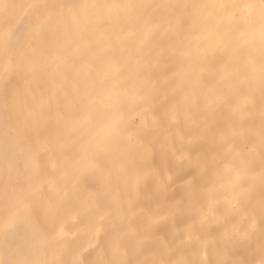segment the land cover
<instances>
[{
	"label": "bare ground",
	"instance_id": "6f19581e",
	"mask_svg": "<svg viewBox=\"0 0 264 264\" xmlns=\"http://www.w3.org/2000/svg\"><path fill=\"white\" fill-rule=\"evenodd\" d=\"M0 264H264V0H0Z\"/></svg>",
	"mask_w": 264,
	"mask_h": 264
}]
</instances>
